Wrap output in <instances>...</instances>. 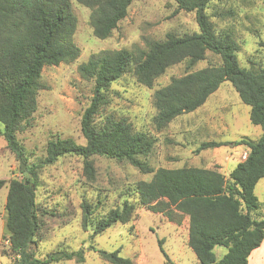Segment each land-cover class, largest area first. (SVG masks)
Returning <instances> with one entry per match:
<instances>
[{"label":"trees","instance_id":"obj_1","mask_svg":"<svg viewBox=\"0 0 264 264\" xmlns=\"http://www.w3.org/2000/svg\"><path fill=\"white\" fill-rule=\"evenodd\" d=\"M77 1L90 8L94 35L106 39L127 16L134 0ZM175 1L179 10L195 13L199 30L183 35L169 32L162 40H147L146 48L104 49L91 54L78 68L83 78L95 80L96 95L81 119L86 143L79 144L70 137L50 140L44 160L27 166L22 173L28 175L23 179L12 178L9 183L0 179V189L8 183L3 235L8 249H2L0 255L14 256L13 264L85 260L84 248L58 249L43 258L31 249L42 241L37 202L39 169L66 154L84 159V171L90 180L96 179V155L126 161L144 173H153L151 180L138 181L134 186L139 203L163 212L170 220H177L176 215L187 216L188 243L200 264H249L251 253L261 246L263 203L255 189L264 178V59L248 68L240 65L238 40L231 31L218 32L207 12L212 0ZM76 29L71 0H0V133L19 159L26 160L27 154L18 133L37 110L39 91L46 88L42 82L44 67L73 62L80 56L74 41ZM259 46L264 49V41ZM209 53L221 61L192 70ZM181 62L186 63V74L173 77L153 94L157 111L153 123L157 130L196 111L225 81H230L242 102L250 106L251 122L262 128L258 139L245 136L234 142L206 141L199 146L201 150L246 145L247 157L228 175L215 168L197 166L155 169L149 163L157 145L153 135L135 130L126 118L108 116L101 124L96 122L104 93L123 75L131 73L140 84L152 88L169 67ZM81 208L82 227L93 231L92 241L117 222L126 224L133 220L137 209L135 203L125 199L122 206L95 217V207L87 198L82 200ZM217 245L228 249L220 259L214 252ZM91 248L112 264H135L132 258L120 255V250L110 252L94 245ZM161 251L171 263L163 246Z\"/></svg>","mask_w":264,"mask_h":264},{"label":"rangeland","instance_id":"obj_2","mask_svg":"<svg viewBox=\"0 0 264 264\" xmlns=\"http://www.w3.org/2000/svg\"><path fill=\"white\" fill-rule=\"evenodd\" d=\"M71 2L77 17L74 41L80 48V56L73 62L44 67L42 82L46 88L39 91L38 108L18 133L26 150V160L19 159L8 148L0 133V179L8 183L12 178L23 179L28 175L22 173L27 166L44 160L50 140L70 137L79 144L86 143L81 119L96 95L95 80L83 78L78 68L91 54L104 49L146 48L147 40H162L169 32L183 35L199 30L195 13L179 10L175 0H134L127 16L111 36L100 39L93 32L90 8L77 0ZM207 12L218 32L231 31L238 40L240 49L237 56L242 67H251L254 62L264 59V49L259 46V42L264 41V0H212ZM220 61L219 56L209 53L192 70ZM187 71L185 62L175 64L156 80L152 88L140 84L131 73L123 75L104 93L96 122L101 124L108 116L126 118L135 130L153 135L157 145L149 157V163L155 169L205 167L210 164L219 170L220 165L210 159L214 147L199 150L203 142L231 141L241 136L258 139L263 131L261 126L251 122L250 106L242 102L230 81L221 85L216 99L210 98L195 112L181 115L166 128L157 130L153 123L157 113L153 104L155 90ZM228 102H231V109L222 111L220 106ZM214 117L218 125L224 127L223 133L215 132L214 127L207 124ZM2 127L0 123V129ZM230 147L226 145L221 148L227 152ZM239 160L237 158L231 162L230 169ZM93 161L95 180L88 179L84 159L77 155L66 154L55 163L39 169L37 202L42 221V241L31 247L38 257L43 258L58 249L84 248L86 257L83 262L71 259L55 264H112L91 248L94 245L97 249L110 252L120 250V255L132 258L135 264H200L188 243L184 226V220L188 217L176 215L177 220H170L163 212L153 211L139 203L134 186L138 181L151 180L153 173H144L129 162H119L105 156L96 155ZM21 162L24 165L22 170ZM7 184L0 189V251L8 249V241L3 239ZM255 193L263 203L261 212L264 216V178L256 185ZM84 198L93 203L95 217L122 206L124 200L128 199L137 207L134 219L126 224L117 222L92 241L90 235L93 231L82 227L81 202ZM161 246L171 263H167ZM227 251V247L221 245L214 248L218 259ZM6 256L0 255V264H13L14 256Z\"/></svg>","mask_w":264,"mask_h":264},{"label":"crops","instance_id":"obj_3","mask_svg":"<svg viewBox=\"0 0 264 264\" xmlns=\"http://www.w3.org/2000/svg\"><path fill=\"white\" fill-rule=\"evenodd\" d=\"M220 91H221V87L216 92H214L212 95H210L209 98L207 99V101L210 98L216 99L218 94L220 93ZM202 106H204V105H202ZM231 107H232L231 102L225 103L223 106H220L222 111L231 109ZM207 124L213 126L215 132L223 133L222 128H224V127H220L218 125V120L216 119V117L210 118V120L207 122ZM242 137H245V136L235 137L231 141H223V142H234L236 140L241 139ZM228 145H231V147L227 152H225L221 148V147L226 146V145L214 147V150H213L212 155L210 157V159H212L211 160L212 162L220 165L219 171H221L222 173H224L226 175H228L229 172L233 169V168L230 169V167L232 165L231 162L237 160V158L241 159L238 161V163L241 162L243 160L242 154L245 152L248 153V147L246 145H243V144H241V145L228 144ZM205 167L206 168H212V166L210 164L205 166ZM184 226L186 229V233L188 234L187 239L189 240V219L188 218H186L184 220ZM249 264H264V241L262 242L261 246H259L255 250H253V252L251 253V255L249 257Z\"/></svg>","mask_w":264,"mask_h":264},{"label":"built area","instance_id":"obj_4","mask_svg":"<svg viewBox=\"0 0 264 264\" xmlns=\"http://www.w3.org/2000/svg\"><path fill=\"white\" fill-rule=\"evenodd\" d=\"M247 154H248L247 152L243 153L242 158L245 159L247 157Z\"/></svg>","mask_w":264,"mask_h":264},{"label":"water","instance_id":"obj_5","mask_svg":"<svg viewBox=\"0 0 264 264\" xmlns=\"http://www.w3.org/2000/svg\"><path fill=\"white\" fill-rule=\"evenodd\" d=\"M23 167H24V165L22 164V162H21V167H20V170H22L23 169Z\"/></svg>","mask_w":264,"mask_h":264}]
</instances>
